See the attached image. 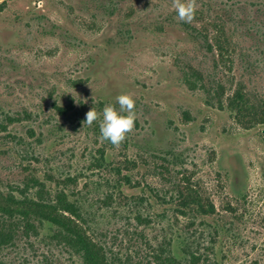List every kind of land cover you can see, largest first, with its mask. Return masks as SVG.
<instances>
[{
	"label": "rangeland",
	"instance_id": "rangeland-1",
	"mask_svg": "<svg viewBox=\"0 0 264 264\" xmlns=\"http://www.w3.org/2000/svg\"><path fill=\"white\" fill-rule=\"evenodd\" d=\"M194 3L183 23L174 0H0V190L75 176L68 188L96 205L117 191L120 168L124 193L149 199L152 242L167 236L182 255L196 240L210 264H264V0ZM120 94L134 99L135 122L113 146L99 120L83 121L118 108ZM185 186L214 212L180 213ZM129 215L114 202L97 211L98 227L126 238ZM49 252L55 264H80L38 239L0 256L33 264Z\"/></svg>",
	"mask_w": 264,
	"mask_h": 264
},
{
	"label": "trees",
	"instance_id": "trees-1",
	"mask_svg": "<svg viewBox=\"0 0 264 264\" xmlns=\"http://www.w3.org/2000/svg\"><path fill=\"white\" fill-rule=\"evenodd\" d=\"M55 108L59 114L70 109L57 105ZM8 119L12 122L15 118ZM0 129L6 131L7 126L0 123ZM29 134L33 137L34 130L30 129ZM13 138L20 144L25 143L23 138ZM96 160L98 165H105L103 151ZM116 174L122 177L117 181L119 185L112 184L117 191L109 190L96 201V205L89 202L81 191L68 188V183L76 182L75 176L65 177L66 183L62 187L58 184L50 188L45 181L32 175L22 186L6 193L0 190V255L6 250L18 253L22 243L33 247L35 239H38L48 248L57 246L66 250L71 256H76L80 264H210L206 251L210 248L201 251L196 240L187 242L182 255L173 252L172 242L167 236L152 242L146 233L147 227L154 222L152 212L148 210L149 199L142 195H126L122 183L130 185L131 180L120 168H116ZM151 191L158 199H163L155 189ZM174 199L183 215L191 211L201 214L214 212V205L205 204L193 186L178 188ZM114 202L128 207L130 212L122 231L126 238H119L120 233L111 238L98 227L97 211L112 208ZM126 239L133 244L128 243L124 251L122 244ZM194 244L198 247H193ZM49 253L40 254L41 259L33 264H55L54 256ZM25 263L30 264V261L25 258L21 264ZM0 264L14 263L0 256Z\"/></svg>",
	"mask_w": 264,
	"mask_h": 264
},
{
	"label": "clouds",
	"instance_id": "clouds-1",
	"mask_svg": "<svg viewBox=\"0 0 264 264\" xmlns=\"http://www.w3.org/2000/svg\"><path fill=\"white\" fill-rule=\"evenodd\" d=\"M173 7L180 21L191 23L196 10L194 0H174ZM115 100L119 105L118 108L111 104L106 105L99 116L95 110L90 109L83 122L92 125L94 121L99 120L101 139L108 141L113 146H118L134 127L135 101L128 94H120L116 96Z\"/></svg>",
	"mask_w": 264,
	"mask_h": 264
}]
</instances>
